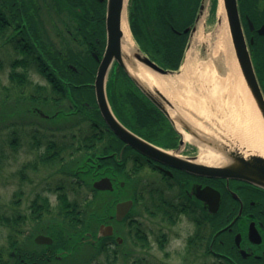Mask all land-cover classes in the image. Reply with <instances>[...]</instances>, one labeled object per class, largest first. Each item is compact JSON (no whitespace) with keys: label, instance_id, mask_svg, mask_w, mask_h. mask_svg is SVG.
I'll return each instance as SVG.
<instances>
[{"label":"flooded vegetation","instance_id":"flooded-vegetation-1","mask_svg":"<svg viewBox=\"0 0 264 264\" xmlns=\"http://www.w3.org/2000/svg\"><path fill=\"white\" fill-rule=\"evenodd\" d=\"M229 2L235 51L240 52L246 67L250 60L264 96V0H236L237 12L233 1ZM110 3L0 0V71L6 72L7 78L37 77L47 83L48 77H96L108 45ZM118 66L114 59L109 75L120 72L122 67ZM15 90L19 93H14L13 100L29 103L24 109L33 116L49 118L45 106L65 104L63 99L57 100L60 89L52 86H20ZM49 96L54 100L47 102ZM68 104L74 109L73 103ZM170 125L175 132L173 142L151 139L166 152L152 151L145 145H141L144 150H138L110 134L100 146L106 150L88 155L85 166L76 169L77 174L87 176L93 192L114 197L107 217L93 223L86 241H91L95 251L105 242L112 255L118 250L122 253L123 246H129L128 240L134 246L130 251L148 253L154 246L168 250L171 240L183 238L182 247L172 249L183 255L180 264H264V186L229 173L228 159L221 164L222 172L207 168L219 164L200 162L198 149L184 152L182 132L171 121ZM226 144L220 147L229 153L232 147ZM104 177L112 189L95 187ZM130 189L131 196H125ZM128 199L133 200V206L118 220L117 203ZM184 221L186 225L179 229ZM103 224L113 229L101 232ZM40 253L35 252L31 260L21 254L13 256L16 260L19 257L17 264L45 263L46 251Z\"/></svg>","mask_w":264,"mask_h":264},{"label":"rangeland","instance_id":"rangeland-1","mask_svg":"<svg viewBox=\"0 0 264 264\" xmlns=\"http://www.w3.org/2000/svg\"><path fill=\"white\" fill-rule=\"evenodd\" d=\"M223 7L222 0H205V10L201 16L203 20L202 22L201 18L199 20V24L201 22L198 26L200 41L197 44L199 61L196 62L197 66L193 71V77L191 76V82H188V84L195 93L202 95V99H207L208 115L202 117L199 114L203 123L201 130H197L200 136L193 135L180 124L179 129L185 139L186 150L184 152L195 149H198L199 152L202 143L217 149V145L213 143L221 142L218 139L219 137H228L229 134L232 135L235 131L248 133L258 126L254 108L244 91L243 85L240 83L239 71L241 77H243V74L231 36L226 10ZM191 39L192 36L190 37V44ZM231 51L239 71L231 58ZM3 61L7 63V57H3ZM6 75V72L0 71V84L3 85L2 88L0 87V99L10 93V97L3 104H0V249L11 251L9 243L12 235L17 237L21 248L24 250H37L41 246L34 242L32 236L35 237L39 232H47L46 230L53 226L66 228L67 236L70 232H74L71 226L64 221L60 224V219L55 217L61 203L60 195L64 193L67 202H70V204L75 202L85 208L86 222L79 227L84 233L83 239L86 241L88 238L87 232L91 231L93 225V223L88 225V220L91 221V214L94 209L96 212L99 211L100 214L104 213L102 211L103 207L107 208L109 203L114 202L112 201L114 197L105 194L96 197L94 192L88 189L87 186H78L79 178L75 175L74 169L76 167L74 165L84 155L83 148L80 152L69 151L72 153L71 156L68 152L64 153L65 162L63 161V164H71V167H74L73 169L65 167L64 170H61L62 162L45 165L40 161L46 150L48 140L55 139L58 143L63 142L62 140H72L71 133L75 129L77 131L78 128H73L77 123L74 120L77 116L72 115L74 118L60 117L44 120L28 112L26 113L24 109L26 103L13 100L14 93H19L15 90L18 85L14 86V83ZM123 78L124 75L119 73L115 77V82L122 86ZM30 81L32 83H28L23 87H37V84H40V87L49 86L46 80L42 78H30ZM5 84L8 86L10 84L11 87L6 89ZM69 102L64 100L65 104L49 105L45 108L50 111V114H53L56 109L69 108ZM188 113L195 116L193 111H188ZM53 129L56 132L49 133L54 131ZM186 134H190L192 139L186 138ZM37 139L40 143L33 147L32 144ZM11 140H16L15 146L12 145ZM79 176L87 179L84 174ZM132 190L126 192L125 196H131ZM44 198L49 199L50 208L53 212L44 213L39 218L33 217L34 215L31 212L33 211L34 200L41 202L40 200ZM83 198L86 200H83ZM10 217L11 219L19 217V227L16 228L20 230V233L13 230V228L16 229L15 224L12 225V223L6 222L5 219ZM180 240L183 241V238ZM131 242L128 240L129 246H123L122 253L118 250L114 264H155L156 262L180 264L183 258L182 254H178L173 250L172 253L168 254L169 250L166 249L150 248L148 253H145L146 250L139 251V253L130 251L134 247ZM63 251L66 254L70 252L65 248ZM127 251L130 252L125 255ZM9 252H7L6 257H8ZM95 252L92 245L86 243L85 246H82L81 251L79 250L76 254V258L86 260L87 264L104 261V257ZM62 254L61 250H58L57 255L62 256ZM8 259L11 263L15 260L12 256ZM48 264H60V262L54 260ZM73 264L75 263L73 262Z\"/></svg>","mask_w":264,"mask_h":264},{"label":"trees","instance_id":"trees-1","mask_svg":"<svg viewBox=\"0 0 264 264\" xmlns=\"http://www.w3.org/2000/svg\"><path fill=\"white\" fill-rule=\"evenodd\" d=\"M131 2L129 9L130 26L141 49L162 66L178 69L182 64L186 46L189 41V32L185 31V29L191 27L195 23L201 0H131ZM2 24L3 22L0 20V25ZM120 72L124 75L122 86L118 85L114 79L111 80L110 84L111 101L117 114L139 134L152 139L157 137L161 138L163 141H166L167 144L173 142L174 140L171 137L175 132L174 129L171 128L170 119L154 104V102H152L125 71L121 70ZM9 79L14 83V86L16 84L18 86H24L31 83L29 79L15 75H10ZM94 80V76L47 78L50 86L60 89L57 91V95L59 96L57 100L69 99L75 104L74 109L79 115L78 118L75 119L77 125L73 127L74 129L78 127L77 131L75 129L71 133L72 140H62L63 142L60 141L59 143L55 139L47 141L46 150L40 158L43 164L54 165L57 162H62L61 170H64L65 167L73 169L74 167L72 168L71 164H63L65 160L64 153L68 152L71 156L72 151L76 152L83 148L85 154L80 157L74 165L76 167L75 169H77L78 167L85 166L84 161L87 159L88 155L94 156L97 154V151L103 153V151L106 150L100 146L104 143L108 135H114V133L106 128L107 124L98 107L93 85ZM2 86L3 85L0 84L1 88ZM38 86L41 85L39 84ZM10 87V84L9 86L5 84L6 89ZM9 97L10 93L3 99H0V104H3ZM22 97L24 96L22 95ZM47 99V102H49V99L53 98L49 96ZM86 103H89L90 107L85 106ZM28 105L29 103H27V106ZM70 112H73L72 109H68L67 111L60 109L58 116L55 117H65V115ZM53 130L54 131L51 130L52 132L49 133L56 132L55 129ZM15 141L16 140H11L14 146L16 144ZM39 143L40 141L37 139L32 145L36 147ZM75 169L74 172L77 173ZM87 182L88 179L86 183ZM77 183L78 186L83 187V181L78 179ZM88 186L91 187L90 185ZM103 195L104 193L96 194V197ZM60 196L61 203L56 212L57 217L60 219L59 223L61 224L64 221L71 226L74 232H70L67 236L65 232L66 228L53 226L47 230V233L54 237V243L51 245L37 244L41 246V248L37 250H24L21 248L17 237L12 235L9 243L11 251L15 250L17 254H21L26 259H35V252L42 255L40 252L46 251L45 258L48 257V260L44 261L47 263L54 260L60 262V264H73V262L75 264L88 263L86 260H79L76 258V254L79 250L81 251L82 246H85L86 243L91 245V241H85L83 239L84 233L79 227L86 222L85 208L83 205L79 206L78 203L74 202L70 204V202H67L65 193ZM83 200L86 199L83 198ZM40 201L42 203L39 202V200H34V204L32 205V213L35 214L36 218L42 217L44 213L53 212L50 208L51 205L48 198L41 199ZM102 211L104 213L100 214L99 211L96 212L94 209L91 214V221L89 222L88 220V225L104 220L108 214L107 208L104 206ZM5 220L7 223L10 222L12 225L15 224V228L19 227V217L15 219H11L10 217ZM13 230L20 233V230L17 228H13ZM32 239L34 240V235ZM64 248L70 250V252L66 254L63 251ZM58 250H61L63 253L61 257L57 256ZM11 251L0 249V264H17L15 260L11 263L8 259V257L12 256ZM7 252H9L8 257H6ZM96 252L104 257V261L95 264H114L118 255L117 251H114L111 258L105 242ZM18 260L19 257L17 258V261Z\"/></svg>","mask_w":264,"mask_h":264},{"label":"water","instance_id":"water-1","mask_svg":"<svg viewBox=\"0 0 264 264\" xmlns=\"http://www.w3.org/2000/svg\"><path fill=\"white\" fill-rule=\"evenodd\" d=\"M224 7L226 10L231 36L233 39V43L236 41L233 34V22H232V14L230 12V0H223ZM233 1V7L236 10V0ZM126 0H111L108 10V30H109V38L108 45L103 57V60L99 66L96 79L94 82L95 92L97 97V102L103 117L105 118L108 127L112 129L117 136H119L122 140L126 142V144L135 147L138 150H144L141 145H145L148 148L152 149V151L166 152L164 149L156 146L137 133L133 132L129 129L125 124H123L119 118L116 116L113 111L111 104L109 102V98L107 95V76L110 70V67L114 61L117 59L119 62V67L121 66L128 75L134 80V82L138 85V87L157 105L159 106L173 121L176 127L179 129L176 121H179L180 124L187 130H189L193 135L200 136L195 128L182 116L177 115L174 117L171 115V109L175 108V104L168 98L158 87L150 86L140 75L132 72L130 67H136L138 63H142L147 67L151 68L154 71H157L162 74L167 73H175L179 70L165 68L160 65L157 61L152 59L148 54L144 53L143 50L138 46V49H132L127 52L123 47V28H122V20L123 13L125 9ZM205 10V0H202L200 9L196 18V22L193 27H188L185 31H190V37L194 34V32L198 29L199 20L204 13ZM237 12V10H236ZM237 57L239 61L240 68L242 70V74L244 80L246 82V86L249 90V93L262 116V120L264 123V96L262 90L259 86L258 80L256 78L253 67H251V63L249 60V64L247 67L245 66V60L240 55V52L237 51ZM184 139L181 140V143ZM233 144V145H232ZM226 145L232 147L231 152H226L222 147H218L217 150L225 156L226 160L223 163H219V165L214 167H207L214 171L222 172L224 167L221 164H225V162L229 161L231 164L228 169L229 173L235 176H240L245 178L251 182L260 184L264 186V155L261 152L250 151L249 154L245 153L239 146L238 143H227ZM225 145V146H226ZM216 164V163H211ZM209 164V165H211ZM95 187L98 189H112V185L109 182V179L104 177L95 182ZM133 206V200L128 199L124 201H120L117 203V219L121 220L125 217V215L129 212L131 207ZM112 228V225L106 226L101 225V232L105 228ZM113 233V232H112ZM35 241L39 244H52L53 237L46 234H38L35 237ZM15 252H13L14 254ZM21 264H28L27 262H23ZM32 264H42L39 262H33Z\"/></svg>","mask_w":264,"mask_h":264},{"label":"bare ground","instance_id":"bare-ground-1","mask_svg":"<svg viewBox=\"0 0 264 264\" xmlns=\"http://www.w3.org/2000/svg\"><path fill=\"white\" fill-rule=\"evenodd\" d=\"M130 2L131 0H126L125 9L123 13L122 28H123V47L127 52L131 51L133 48L138 49V44L136 43L131 28H130ZM224 1L222 0V5ZM225 7H223L224 9ZM204 16V15H203ZM203 18V17H202ZM201 18V22L202 19ZM226 22V19L224 20ZM200 22V24H201ZM199 24V25H200ZM200 41V29L198 28L192 35L191 44L186 50L184 60L180 67V70L175 73L162 74L157 71L152 70L142 63H138L136 67H130L132 72L140 75L150 86L158 87L171 101L175 104V108L171 109V115L177 117L180 115L184 117L196 130H201L202 122L201 116H207V99H202L200 94L195 93L190 87L188 82H191V76L193 71L197 66V61H199L197 44ZM231 58L235 62L236 67L239 71V67L231 51ZM236 71V70H235ZM237 73V72H236ZM240 83L243 85L244 91L247 93L248 98L254 108L257 118L258 126L254 127L252 131L248 133L237 132L234 134H229L228 137H219L221 142H212L220 147L222 143H238V146L247 154L250 151L261 152L264 155V123L259 113V110L255 104L243 77L239 71ZM193 77V76H192ZM109 78V74L107 76ZM175 100V101H174ZM185 108V109H184ZM63 110L67 111L68 108ZM188 111H193L195 116H191ZM187 112V113H186ZM198 113V114H197ZM198 116V117H197ZM178 127H181L180 123L176 121ZM186 138L192 139L190 134L185 135ZM211 137V136H210ZM233 145V144H232ZM199 160L203 163H223L226 158L214 147H209L207 144H200Z\"/></svg>","mask_w":264,"mask_h":264},{"label":"clouds","instance_id":"clouds-1","mask_svg":"<svg viewBox=\"0 0 264 264\" xmlns=\"http://www.w3.org/2000/svg\"><path fill=\"white\" fill-rule=\"evenodd\" d=\"M182 220L184 219L183 217L181 218ZM186 225V221H184L183 224H181L179 226L180 229H183V227ZM181 235L183 236L184 233L183 231H181ZM179 247H182V240L180 239H173L170 241V247H169V251H171L173 248H179ZM154 249H155V246H154Z\"/></svg>","mask_w":264,"mask_h":264}]
</instances>
